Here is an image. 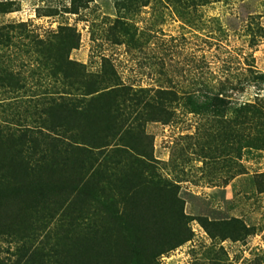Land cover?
<instances>
[{"label":"rangeland","instance_id":"1","mask_svg":"<svg viewBox=\"0 0 264 264\" xmlns=\"http://www.w3.org/2000/svg\"><path fill=\"white\" fill-rule=\"evenodd\" d=\"M67 61L123 96L65 117L97 148L39 141L21 183L1 159L0 264H264V0H0V120L74 89Z\"/></svg>","mask_w":264,"mask_h":264},{"label":"trees","instance_id":"2","mask_svg":"<svg viewBox=\"0 0 264 264\" xmlns=\"http://www.w3.org/2000/svg\"><path fill=\"white\" fill-rule=\"evenodd\" d=\"M65 32L61 36V33ZM52 35L57 37V46L54 47L53 41L48 40L46 46V51L51 53L52 51L61 48L65 51H70L71 49H76L79 42V34L76 33L74 28L70 26H63L58 28L57 32ZM59 33V34H58ZM56 45V44H55ZM63 67V71H59L62 74V79L68 82L71 76L68 72V66L74 65L77 68L76 77L77 85L72 89V85L67 84L65 86H60L56 89L50 88L45 92L44 105L41 111H36L33 116H36L35 121H30L25 124L24 121L18 119H4L0 120V149L3 147L2 153H5L0 158V172L3 173V164L1 159L6 160V154L9 155L8 161L12 163L13 176L17 177L21 182H23L28 172L31 170L28 167L29 154H24L28 149H32L33 144L39 141H49L53 146L60 147L65 151H72L78 149L80 151H85L84 148H94V143H89L87 139L80 137L75 131L74 125H69L65 122V117L68 115H78L81 116L83 111H87L90 104L98 101L99 98H105L106 95H111L113 93H119L117 98L119 99L123 94L122 89L112 88L107 93H98L100 89L95 86L99 84V79L96 76L86 73L84 67L78 63H72L67 61ZM54 69L59 68L53 65ZM53 71L52 73H55ZM72 86V87H71ZM154 97L157 99L156 107L157 110L163 112L164 103L169 98H176V93L171 90H166L163 88H158L154 91ZM194 97H189L188 99H193ZM208 106H217L220 103L219 93L213 94L212 96H205ZM110 99V98H107ZM86 109V110H84ZM90 110V109H89ZM107 110V111H106ZM118 112V109H117ZM100 114H109L108 106L101 109ZM118 115H121L118 113ZM45 144V143H44ZM78 147H84L83 149ZM97 148V146L95 147ZM43 160V158H41ZM17 264V263H16Z\"/></svg>","mask_w":264,"mask_h":264}]
</instances>
